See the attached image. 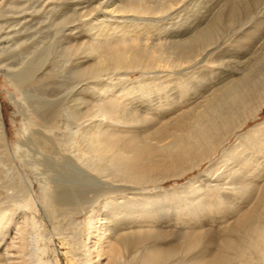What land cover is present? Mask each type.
Here are the masks:
<instances>
[{"label": "bare ground", "instance_id": "bare-ground-1", "mask_svg": "<svg viewBox=\"0 0 264 264\" xmlns=\"http://www.w3.org/2000/svg\"><path fill=\"white\" fill-rule=\"evenodd\" d=\"M190 1L0 0V68L23 91L15 147L0 113V264H264V121L249 125L264 41L224 86L195 81L264 0L225 1L191 31L163 23ZM263 29L254 19L233 52ZM204 163L177 193L149 194Z\"/></svg>", "mask_w": 264, "mask_h": 264}, {"label": "rangeland", "instance_id": "rangeland-1", "mask_svg": "<svg viewBox=\"0 0 264 264\" xmlns=\"http://www.w3.org/2000/svg\"><path fill=\"white\" fill-rule=\"evenodd\" d=\"M200 2H198V4L196 3V1L194 0H191L189 3H192L193 5V2L194 3V7L192 9H189V10H184L182 12H184V14H180L179 12V15H177L178 17L175 18L176 14H173L171 17H168L167 19H164L163 20V23H175V24H180L182 23L184 26H185V30L184 29H181L182 32L186 31L187 28H189L188 30H192L193 29V26L194 27H197V26H204L208 21H210L213 16L217 13L218 9H220V6L225 2V1H228V0H222V2L220 0H199ZM208 1V2H206ZM202 2V3H201ZM206 2V4H205ZM217 2V3H216ZM220 2V3H219ZM200 4H204V5H199ZM219 3V4H218ZM197 6H201L200 9L199 7L197 8ZM214 8V9H213ZM211 11H209V10ZM202 10H205L204 12ZM191 11V12H190ZM194 12V13H193ZM208 12V13H206ZM211 13V14H210ZM264 11L262 12H259L257 13L256 15L253 14L250 16V20L247 21L246 23L242 24V26H239L237 28V30L235 32H237L236 34H234L232 37H231V40H233V38H237L240 34V31H243L246 27H249L253 20L254 19H258V20H261V19H264ZM187 14V15H186ZM189 14V16H188ZM191 14V15H190ZM187 16L185 17L186 21H184V19L182 20V18H184V16ZM208 15V16H207ZM212 15V16H211ZM207 16V17H206ZM193 17V18H192ZM253 17V18H252ZM204 18V19H203ZM203 19V20H202ZM168 20V21H167ZM252 20V21H251ZM184 21V22H183ZM199 21V22H198ZM178 22V23H177ZM188 22V23H186ZM190 22V23H189ZM186 24V25H185ZM191 24V25H190ZM202 24V25H201ZM197 25V26H196ZM187 26V28H186ZM263 32H264V29H263ZM67 32H66V29L62 30V34L61 35H66ZM238 34V35H237ZM259 39V40H257ZM255 39L254 41H252L247 47L246 49H239L237 50L236 52H233L231 46H230V42L231 40H228L226 41L225 43L221 44L220 46H218L217 48L221 51L222 49L224 48H228L229 50H231L232 52L230 53L229 51L228 52H225L224 55L223 54H220V56H218L217 58L219 59L220 63L216 64L215 65H209L206 67L207 71H208V74L202 78L201 80L197 79L195 80L197 82L198 85H200L201 87H203L204 91H208V92H212L214 89L218 88V87H221V86H224V84L228 83L229 81H231V79L236 78V76H239V72L237 70V68L235 67L236 65L235 64H238V63H244L246 61H248L253 55H255V53L257 52V50L262 46L263 44V41H264V35L262 34V31L260 33V36H258V38ZM261 40V41H260ZM5 42V40H3ZM260 41V43H259ZM4 42H2V40L0 41V47H5L6 45L3 44ZM228 43V44H227ZM260 45H259V44ZM252 44V45H251ZM251 45V46H250ZM214 49V51H211L212 53L210 55H214V56H217L219 50L218 49ZM222 48V49H221ZM250 48V49H249ZM216 50V51H215ZM239 51V52H238ZM250 51V53H249ZM241 52V53H240ZM208 55V56H210ZM251 56V57H250ZM221 57V58H220ZM3 57L0 56V60L2 59ZM16 56L15 58H7V61L4 62V64H14L15 61H16ZM249 58V59H248ZM6 59V57H5ZM244 60V61H243ZM226 61V62H225ZM223 62V64H222ZM226 64H225V63ZM227 64H230V65H227ZM200 65V64H199ZM199 65L197 67H199ZM232 66V68H231ZM235 67V68H234ZM209 68V69H208ZM234 68V69H233ZM216 69V70H215ZM3 70V71H2ZM215 72H217L215 74ZM220 73V74H219ZM230 74H233V75H230ZM217 75V76H216ZM136 76H138L137 73H128V75H125L123 76L124 78H128V79H133L135 78ZM228 80V81H227ZM227 81V82H226ZM115 82V81H113ZM207 85L206 87L204 86V84ZM220 83V84H219ZM215 85V86H214ZM209 86V87H208ZM213 88V89H212ZM115 90H113L112 93H114ZM23 92V91H22ZM20 91L16 90L14 87H12L9 83H8V79L6 78V75L4 74V69L3 68H0V110H1V116H2V121H3V126H4V130L6 132V138L7 140H9L10 144L12 147H15L16 145V141L18 138L17 137V131L21 129V126H20V120H21V114H19L18 116V111H20V107L21 105L19 104V100H21V98L23 97V95H21ZM25 94L29 93L28 90L27 92H24ZM14 101H18L17 104L14 102ZM20 105V107H19ZM264 121V110L263 112L258 116L257 119H255L254 121H251L249 123V125H254V124H260ZM40 129L39 127L35 126V130H38ZM245 130V128H244ZM16 140V141H15ZM27 145L25 146V149H31L32 150V146L28 143H26ZM24 149V148H23ZM33 156H37L38 158H40L38 156V153H36L35 151L32 153ZM37 154V155H36ZM218 159V157L216 156L212 162H215L216 160ZM20 162V161H19ZM17 160H15L13 162V166H14V169L15 171H18L22 174H24L25 177L28 176V178L30 180H33L34 176L35 175H32L34 174L35 172L30 169V167H27L25 166L26 168L22 167L21 166V162L19 163ZM211 163H204L200 169L198 170H195L194 172L192 173H188L186 174L184 177L180 178V179H171V180H168L166 182H164L163 184H160L157 189H154L153 187H148L147 190L149 192V194H154V192L156 191H160V192H163V191H168V192H171V191H174L175 193L178 192V189L179 187L185 185L188 181H190L191 179H194V178H197L198 176L202 175L203 172L205 171V169L210 165ZM23 168V169H22ZM25 169V170H24ZM24 170V171H23ZM6 172V173H5ZM11 171H4V175L9 177V175L11 174L10 173ZM30 174V175H29ZM32 179H31V178ZM147 192V193H148ZM161 212V213H160ZM158 211V214L161 215L163 214L162 211ZM167 212V211H166ZM165 212V213H166ZM165 216V214H163ZM166 222V216L165 218H161L159 219V221L157 220V225L159 224V228L160 229H168L170 230L174 224L173 223H165ZM171 224V225H170ZM168 225V226H167Z\"/></svg>", "mask_w": 264, "mask_h": 264}]
</instances>
